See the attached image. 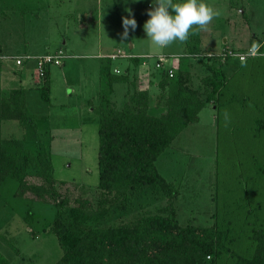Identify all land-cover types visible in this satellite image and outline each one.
Masks as SVG:
<instances>
[{
  "label": "rangeland",
  "instance_id": "374dc122",
  "mask_svg": "<svg viewBox=\"0 0 264 264\" xmlns=\"http://www.w3.org/2000/svg\"><path fill=\"white\" fill-rule=\"evenodd\" d=\"M203 2L220 10L221 16L214 18L206 30L196 31L194 26V34L187 42L161 48L146 37L143 28L149 18L148 9L153 6L152 0H0V24L10 30L9 41L19 43L21 52L42 55L60 50L64 54L59 65H50L52 106L39 98L37 87L41 84L31 81L32 74V79L29 77L33 71L31 60L24 66H14L9 60L1 64V94L6 97L9 90L22 86L29 112L40 115L48 111L49 123L40 119L37 124V133L42 139L47 136L52 139L50 125L82 127V145L68 150V155L57 153L63 149V144L55 141L57 147L53 150L57 151L51 155L52 186L48 178L32 173L25 176L23 187H17L12 179L0 184V253L8 264H53L61 256L56 236L50 231L58 200L71 207L82 205L88 213L101 212V218L90 223L100 229L131 224L145 214L167 212L166 197L153 195L147 188L109 195L99 193L96 185L97 116L83 101L84 97L75 93L91 91L96 67L100 61L104 64L109 61L105 56L100 59L87 56L96 53L98 43L101 55L117 50L137 55L154 73V80L159 73L155 67L156 57L168 58L172 54L175 58L168 59L162 68L186 69L188 63L191 85L198 88L200 78L209 70L203 63L189 61L192 56L188 59L183 56L188 54L190 45L200 51L198 56L204 60L207 55L226 49L244 51L264 38V0ZM126 16L134 17L137 27L130 28L127 40L122 41V20ZM224 64L227 82L223 89L215 95L214 102L200 109L197 120L187 123L159 154L155 166L176 188L171 204L179 225L213 224L226 228V237L232 239L229 244L232 252L249 257L253 246L251 232L264 229V55L255 54L244 60L227 57ZM125 65L126 58L116 59L120 73ZM62 70L68 80L75 82L71 87L72 95L61 83ZM129 82L125 87L123 84L114 86L110 99L115 108L122 106L126 89L130 93L141 90L136 83L128 86ZM148 91L150 113H154L160 89L151 86ZM225 112L229 116L227 122ZM0 132L5 139L19 138L22 133L11 121H2ZM208 260L206 257L205 261ZM233 260L224 255L221 264H233Z\"/></svg>",
  "mask_w": 264,
  "mask_h": 264
},
{
  "label": "trees",
  "instance_id": "16d2710c",
  "mask_svg": "<svg viewBox=\"0 0 264 264\" xmlns=\"http://www.w3.org/2000/svg\"><path fill=\"white\" fill-rule=\"evenodd\" d=\"M190 47L188 54L195 57L200 53L196 47ZM263 52L264 41L257 53ZM195 60L209 70L200 78L201 89L191 85L189 65L186 69L177 68L170 77L162 71L154 113H150L145 90L126 94L122 106L115 108L109 96L112 84L122 79L120 75L102 73L98 103L94 106L88 102L97 116V190L109 195L147 188L153 195L166 197L168 210L164 214L142 215L131 224L100 229L90 223L97 222L101 212L88 213L82 205L71 207L58 200L50 231L56 236L61 256L53 264H221L224 255L232 257L233 264H264V229L251 232L253 246L246 257L234 254L229 248L232 239L226 237V228L213 224L179 225L171 204L176 188L155 166L159 154L187 123L197 120L200 109L214 102L215 95L227 82L224 59L211 56ZM4 62L0 60V72ZM47 68L37 87L45 104H48ZM1 93L0 123L15 122L22 133L19 138L5 139L0 132V184L12 179L17 187H23L25 176L32 173L48 178L52 186L51 137L42 139L37 133L38 120L44 115L26 108L24 88H13L6 97ZM0 264H8L1 253Z\"/></svg>",
  "mask_w": 264,
  "mask_h": 264
},
{
  "label": "crops",
  "instance_id": "0c3cea01",
  "mask_svg": "<svg viewBox=\"0 0 264 264\" xmlns=\"http://www.w3.org/2000/svg\"><path fill=\"white\" fill-rule=\"evenodd\" d=\"M78 24L80 26H82V24L80 22ZM4 33L7 34V38H5L6 35ZM10 36H11L10 30L9 29L5 30V26H4V29H3V26H1V24H0V52L1 53H3V54H10L11 53L13 55H22V54H31L32 55V54H35V53H27V51L21 52L20 49H18L19 43H17V42L13 43V42L9 41L8 37H10ZM263 41H264V38L260 41L259 44H261ZM259 44H258V46H259ZM25 46H27V43H25ZM95 47L97 49L96 53L95 54H88L87 56H90V57H93V58L95 57V58H98V59H100V58L105 56L107 59H109V61L107 60L105 62L106 64H104L103 62L100 61L99 67H96L95 82L92 85H90L91 91H89L87 93H82V92L75 93L76 95L84 97L83 101H86L87 104H88V102H91L92 105L96 106L97 103H98V90H99V85H100V77H101L102 73H108V74L115 75V76H117V75L119 76L120 75V78L122 79L121 81L114 82L112 84V92H111L109 98H111V95L114 93V89H115L114 86L116 84H123L124 87H125V85H126V83L128 81H130L128 86H133L134 85L133 83H136V85H138V87H139V88L137 87L138 89L143 90L146 87L145 91L146 90L148 91V87H151V86H154L155 89H156V87L159 88L158 85H157V82L159 80L160 73L164 70V68H162V67L160 68V67H157L155 65V67L159 69V73H158V77L156 78V80H154L153 79L154 73L149 71V67H148L147 63L145 61H143V60L140 61V58L137 55H133L131 53L122 54L118 50L115 53H108V54L106 53V54L101 55V54H99V51H98V50H101L100 47H99V43ZM131 47H132V45H130V48ZM248 48H252V46L251 45L247 46L244 51L238 50V52H245ZM11 50L16 51V52L12 53L13 51H11ZM198 54L200 55L201 53H198ZM261 54L264 55V52L261 53ZM170 55H172V54H170ZM69 56L67 55L66 57H69ZM159 56H162V55H159ZM183 56L185 58H187V59H188L189 56H192L193 58L191 60H189V61H192V60L196 61L195 59L201 58L200 56L194 57L191 54H187V55L183 54ZM79 57H85V55L79 54ZM118 57L119 58L120 57L126 58V65L123 68V72H121V73H120V70L118 69V67L116 66V59ZM157 57H156V59H157ZM248 57H251V56H248ZM226 58L224 59L225 61H226ZM127 59L129 61V63L127 62ZM155 62H156V60H155ZM110 64L112 66H110ZM187 65H188V63H187ZM224 65L227 67L226 64H224ZM8 66L10 68H13V69L15 68L13 66L11 67V65H9V64H8ZM175 71H176V68H174V72ZM20 72H21V70H20ZM20 74L16 75V77L19 76ZM52 75L53 74L50 71V66H48V68H47V82H48V104H47V106H52L53 105L51 103V100H50V99H52V95H51V91L49 89V81H50L49 77L51 76V78H52ZM66 75L67 74L64 73L63 70H62L61 71V83H62L63 86L65 85L69 89V92H70L69 94L72 95L71 91H72L73 88H71V87L74 86L75 82L71 81V79L68 80L66 78L67 77ZM1 76H2V71L0 72V87H1ZM29 77L32 79L31 72L29 74ZM135 77H136V79H135ZM31 81L34 84L35 83L36 84H40L39 81H36L34 79H32ZM20 87H22V86H20ZM22 88H24V87H22ZM126 90H125L123 96H126V93H130V92H126ZM147 93H150V91H148ZM68 99H69V97H68ZM61 100H63V99H61ZM74 104H76V103H74ZM77 105H78V103H77ZM75 108L77 110H79L78 107L75 106ZM42 114L44 115L43 119L46 120L47 124H48L49 123V121H48V116H49L48 115V111L45 114L44 113H42ZM48 129L50 130V133L52 135V139L50 141V153H51V155H53L55 153L54 150L57 151V149L53 150V147H57V145L54 144L55 141H61L62 144H63V146H62L63 149H60L59 151H57V153H59V154L62 153V154H67V155L69 154V153H67L68 150H70L71 148H77V146L81 142V136H82V133H81L82 131L81 130H82V127L77 129V128H67V127H59V126H56V125H50L48 127ZM62 132L64 134H62ZM80 145H82V144H80ZM62 150H65V151H62Z\"/></svg>",
  "mask_w": 264,
  "mask_h": 264
},
{
  "label": "clouds",
  "instance_id": "9594fccd",
  "mask_svg": "<svg viewBox=\"0 0 264 264\" xmlns=\"http://www.w3.org/2000/svg\"><path fill=\"white\" fill-rule=\"evenodd\" d=\"M153 6L148 9V19L143 28L146 37L161 48L169 47L173 43H185L195 26L196 31L206 30L214 18L221 16L220 10H214L201 0H152ZM124 31L121 40L126 41L129 29L135 30L137 21L134 17H123ZM259 46L254 43L250 52L255 55ZM225 121L229 120L228 113H224Z\"/></svg>",
  "mask_w": 264,
  "mask_h": 264
},
{
  "label": "built area",
  "instance_id": "2783aa9c",
  "mask_svg": "<svg viewBox=\"0 0 264 264\" xmlns=\"http://www.w3.org/2000/svg\"><path fill=\"white\" fill-rule=\"evenodd\" d=\"M251 48H248L245 52H234L231 50H222L219 54H209L206 57L215 56L220 58L221 60L225 59L226 57H237L238 60H244L248 56H254L250 52ZM257 54V53H256ZM199 54H197L195 57H198ZM64 54L60 50L56 51L55 53H45L42 55H29V54H22V55H8L0 53V60L3 61H12L14 66H23L24 63L27 61L33 62V71H31V74L33 76V79L38 81L40 80L43 75L45 69L50 65H59L61 62V59H63ZM174 55H170L168 58L165 56H158L155 62V65L157 67H162L164 63L167 62V60L174 59ZM168 77L172 76L174 73V68L167 67L164 68V70Z\"/></svg>",
  "mask_w": 264,
  "mask_h": 264
}]
</instances>
